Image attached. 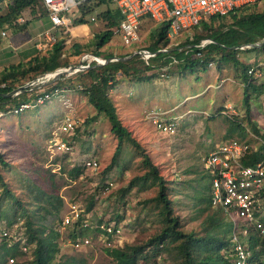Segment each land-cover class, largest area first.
I'll list each match as a JSON object with an SVG mask.
<instances>
[{"label": "rangeland", "instance_id": "rangeland-1", "mask_svg": "<svg viewBox=\"0 0 264 264\" xmlns=\"http://www.w3.org/2000/svg\"><path fill=\"white\" fill-rule=\"evenodd\" d=\"M263 4L262 2L259 8H263ZM106 10V7L99 8L92 15L98 16ZM67 17L75 18L73 14ZM223 19L231 20L228 17ZM142 27L140 45L125 47L117 37L101 45L95 35L104 32L105 28L104 22L98 20L90 25L92 33L89 37L81 41L73 40L74 43L79 42L82 45V54L73 55V43H69L65 47L64 55L71 67L80 66L83 56L97 52L102 54V59L110 55L114 58H125L137 52L140 47L147 48L156 43V33H152L160 25L150 22ZM2 29L0 26V39L7 44L15 32L6 29L8 37L3 38ZM202 31L203 26L199 25L180 35H174L166 50L174 51L178 45L190 43L192 36ZM72 33L74 36H81L87 33V29L76 28ZM239 59L250 69L257 68L264 73V51L242 52ZM94 64L98 65H92ZM161 65L160 60L155 62L156 71L152 81H120L115 84L111 89V97L123 125L146 149L165 180L169 182L175 213L180 217L182 230L201 234L202 223L209 214L217 211L214 208L209 213L204 212L207 204L199 202L200 196L206 195L202 193L203 188L209 184L204 160L226 140H247L254 149L261 146L264 136V75L254 79L257 93L251 89L248 106L245 99L246 85L234 66H223L219 69L216 63L214 68L205 71L195 68L193 71L184 72L175 64L165 73ZM2 72L0 68V75ZM28 81L20 80L17 84L25 86L30 83ZM82 82L79 73L72 76L66 74L58 82L60 89L69 91L67 98L80 121L76 134L65 137L73 143L74 154L65 158L55 157L53 166L50 164L52 159L48 153V141L67 112L63 104L54 98L39 109L30 110L21 116L7 115L0 120V154L9 164V167H1V174L10 190L28 207L31 214L46 215V205L33 199L31 181L32 185L55 193L64 200L62 208L49 209L50 215H47L46 221L51 227L62 230L59 239L62 261L74 259L76 264H111L107 249L96 239L98 232L95 228L115 226L120 229L121 237L113 240L119 249L147 243L161 229L159 208L150 203L157 195V189L142 191L136 188L127 191L130 182L144 173L139 155L128 143L124 145L117 164L108 170L118 141L111 132L108 119L102 115L97 116L85 93L79 89ZM43 86L46 84L35 89L41 87L40 89L48 90L47 86ZM154 113H159L162 119L172 120L176 124V132L161 133L151 119ZM95 116L97 119L92 122L91 119ZM254 124L260 132L259 135L253 130ZM262 148L264 151V147ZM90 159H97L100 169L93 172L83 168L80 177L71 180L68 172L73 169L72 165L81 166ZM54 165L61 166V170ZM108 182L114 184L109 191L106 190ZM72 203L80 205L84 211V222L91 226L82 232L84 238H93L92 246L80 251L72 247L73 240L70 239L74 230L80 229L76 226L62 228V222ZM21 218L14 201L5 195L0 184V247L5 244L10 252H20L15 257L14 264H30L33 257L31 250L24 254L19 245L9 248L8 242L2 238L4 232L17 240L25 238L26 230ZM227 238H230V234ZM11 258L9 256L4 264H11ZM156 259L160 264H180L175 250L170 253L163 250Z\"/></svg>", "mask_w": 264, "mask_h": 264}, {"label": "trees", "instance_id": "trees-1", "mask_svg": "<svg viewBox=\"0 0 264 264\" xmlns=\"http://www.w3.org/2000/svg\"><path fill=\"white\" fill-rule=\"evenodd\" d=\"M253 3L247 5L240 10L231 13L228 19L224 20L223 17L213 16L206 18L200 25L203 26L201 33L195 34L191 38L190 43L179 45L177 47L193 46L200 43L202 40L210 39L214 43L205 48L203 51L204 62L195 58L196 54L200 51L195 49L190 54H179L176 56L177 66L184 72L193 71L195 68L207 70L208 64L211 61L218 63L219 69L223 66H234L240 72V77L246 85L245 99L246 104H249V97L251 89L256 92L257 88L254 84V79L248 76L249 67L240 61L239 55L242 52L250 51H264L259 48H249L241 50L243 46L254 45L264 41V4L263 8H259L261 3ZM105 5L107 10L99 14L98 20L104 22V32L96 34L97 42L104 45L113 39V30L119 25L122 20L121 14L118 10L112 8L110 0H100L97 4L83 9V18L75 23V27L85 25L88 23L87 18L94 14L97 9ZM25 12L30 13L31 19L37 20L46 14L41 0H12L8 5V12L3 22H13ZM151 21L146 18L144 24ZM218 22V23H217ZM143 29V27H142ZM169 27L164 24L155 30L152 34L156 33L157 41L151 44L147 49L151 52H156L157 57L151 65H147L145 61L137 58H132L124 64L118 65L109 63L105 67L93 66L92 68L79 73L83 82L81 87L87 96L89 104L94 108L97 116H105L110 125L111 132L116 136L118 145L111 165L108 170H111L117 164V161L124 151V145L130 144L139 155L144 173L135 177L129 184L127 191H132L140 188L146 191L150 188L157 189V195L150 200V203L156 204L159 208V217L161 221V229L153 236L147 243L141 246H132L125 249H108L107 255L111 258V264H141L157 258L164 250L170 253L175 250L179 255L180 264H231L227 259L228 252L231 249L230 238L227 236L232 231L231 223L223 218V214L217 209L215 213L209 214L206 220L202 223V233L190 232L186 233L182 230L180 217L175 213V204L171 198V187L169 182L165 180L157 165L154 164L151 157L141 143L133 136V133L126 128L117 111V107L111 97V89L115 84L120 81H128L132 83H147L152 81L155 77L153 74L156 70L155 62L161 61L166 55L160 53L168 49L171 40L168 38ZM70 36L62 38L53 47L48 56H39L30 60L28 63H19L11 65L6 68L0 75V112L9 111L21 103L29 101L31 92L27 91L18 97H9L7 95L18 90L24 84L18 85L20 80L28 79V82L36 80L39 77H44L59 69H67L70 66L64 50L66 43ZM73 55L80 56L82 54V45L73 43ZM99 49V48H98ZM171 54H176L175 49L170 50ZM96 57L102 56L100 52L93 54ZM110 57L114 58L110 55ZM117 57V56H115ZM124 59V58H120ZM172 61H167L161 68H166ZM59 83L48 85V90L58 87ZM4 86V87H3ZM257 93V92H256ZM261 93H259L260 95ZM249 106V105H248ZM250 111V110H249ZM97 116L91 119L95 122ZM253 130L258 135L260 134L256 125H253ZM263 148H261V152ZM261 152L254 153L252 159L246 161L247 165L253 164L261 157ZM1 167H9L3 155L0 154V184L7 197L15 203L17 213L21 215L24 220V228L28 238V244L32 246V261L30 264H76L74 259L69 261H62L59 239L61 233L58 229L53 228L47 221V215H50L49 209L58 210L64 206V200L55 193H49L39 186H35L32 181L30 182L31 191L33 192V199L37 203L45 206V214L38 216L31 214L28 207L10 190L9 184L5 182L1 174ZM82 167H75L68 172L71 180L80 177ZM211 179L209 177V184L206 185L202 193L206 195L200 196V204H207L204 212L214 209L211 202ZM78 228V226H77ZM75 229L70 239L73 241L84 238L83 229ZM95 231L100 232V229ZM259 244L262 248L257 254L261 260L259 264H264V243L256 239L252 243V249L257 250ZM20 252H10L6 245L0 247V264L7 262L8 257H17ZM221 255V257H220ZM154 260V259H153ZM141 262V263H140Z\"/></svg>", "mask_w": 264, "mask_h": 264}, {"label": "built area", "instance_id": "built-area-1", "mask_svg": "<svg viewBox=\"0 0 264 264\" xmlns=\"http://www.w3.org/2000/svg\"><path fill=\"white\" fill-rule=\"evenodd\" d=\"M47 12L51 23V28L47 30L42 38L46 40V45L53 48L59 40L61 34L67 35L75 28V23L83 18V9L97 4L100 0H41ZM112 5L119 11L122 20L113 30V36L121 40V43L127 47L132 44L140 45L141 29L144 20L148 18L152 23L169 27L168 38L172 40L174 35H180L182 32L191 30L199 26L206 18L213 16L227 17L231 13L241 8L258 3L263 0H110ZM73 14L75 18H69L67 15ZM89 24H95L98 17L90 15L87 18ZM27 18L21 16L16 21L17 26H24ZM82 26V25H80ZM3 36L6 33L3 32ZM214 42L210 39L202 40L193 46L177 47L176 54L171 51L163 50L160 53L166 56L162 58V65L167 61H172L166 68H162L165 73L169 72L172 65L177 64L176 56L179 54H190L195 49L200 50L195 58L204 62V50ZM263 43V42H262ZM262 43L257 45L261 46ZM179 46V45H178ZM241 50L249 49L243 46ZM260 49V48H259ZM157 53L151 52L147 48L140 47L137 52L129 54L128 59L137 58L151 65L156 59ZM93 66L105 67L111 63L106 58L98 59L94 55H85L81 59L82 65H87V69ZM161 65V67H162ZM92 66V67H93ZM216 62L211 61L209 68H214ZM264 75L257 68H251L248 76L251 79H257ZM166 75H162L165 77ZM49 85V84H48ZM46 85V86H48ZM43 86V87H46ZM4 87V86H3ZM41 88V87H40ZM33 88L30 100L12 107L9 111L0 112V120L7 115L21 116L30 110H36L45 106L52 99L57 98L66 109L58 128L52 133L48 141V153L52 159L55 157H67L74 154L73 143L66 140L67 136H74L80 126V121L76 116L71 101L67 98L69 91L56 87L51 90ZM82 91L83 88L79 86ZM17 93L14 97H18ZM159 113L151 115L156 128L165 134H174L176 124L170 119H162ZM264 135V125H263ZM264 147V136L259 149ZM253 146L247 140H226L222 142L214 151H212L204 160V170L211 179V202L212 206L220 210L223 216L231 223L232 231L230 235L231 249L228 252L227 259L231 264H259L261 260L257 254L262 248L259 244L256 251L252 249L254 240L259 239L264 243V151L261 157L251 165L245 162L252 159ZM258 151V149H256ZM59 162V161H58ZM53 166V165H52ZM61 170V166L54 165ZM82 167L97 172L100 169V162L97 159H90ZM114 187L113 182L106 184V190ZM84 211L77 203L69 205V213L62 222V228L77 227L81 229L91 228L84 222ZM100 229L96 236L97 241L104 244L108 249H119L114 243L115 238L121 237V230L115 226H98ZM60 233L62 230H58ZM2 238L8 242L9 248L19 245L22 253L27 254L33 248L28 244V238L17 240L4 232ZM93 238H79L71 244L76 251L92 246ZM264 262V259H263ZM10 263H15V258L10 259ZM141 264H160L157 259L150 260Z\"/></svg>", "mask_w": 264, "mask_h": 264}, {"label": "crops", "instance_id": "crops-1", "mask_svg": "<svg viewBox=\"0 0 264 264\" xmlns=\"http://www.w3.org/2000/svg\"><path fill=\"white\" fill-rule=\"evenodd\" d=\"M11 2L12 0H0V26L3 28L1 37L3 38L8 37V34L5 32L6 29H12L15 32L14 36L10 39V41L7 44H4L3 40L0 39V68H1V71H4L6 67L8 68L11 65H16L19 63H28L30 60H32L35 57L48 56V54L53 49V48L51 49L47 47L46 40L42 38V35L51 28V23L47 16V12L44 15V17L37 19V20L31 19L30 13L25 12L24 14L21 15L27 18V23L24 26H17L15 24L17 20L11 23L3 22L1 18H4L6 16L8 12V5ZM103 7H106V6L103 5L100 8H103ZM112 8L116 9L113 5H112ZM90 25L91 24L82 25V26H77L74 28V29L86 28L87 33L84 35L74 36L72 33L73 30L71 31L70 34L65 35V37H67L68 35L70 36L66 45L69 43L70 44L74 43L73 42L74 39L81 41V39H85L89 37V35L92 33V29L90 28ZM3 32L6 33V36H3ZM62 38H63V34H61V36L59 37V40H61ZM63 57H65V55H63ZM253 150H254L253 153L259 154L261 152V149L259 148H258V151L256 149H253Z\"/></svg>", "mask_w": 264, "mask_h": 264}, {"label": "water", "instance_id": "water-1", "mask_svg": "<svg viewBox=\"0 0 264 264\" xmlns=\"http://www.w3.org/2000/svg\"><path fill=\"white\" fill-rule=\"evenodd\" d=\"M263 46H264V41L261 44V46H259L257 44L248 45L249 48H262ZM97 58L98 59H102V56L97 57ZM106 59L109 60L111 63L118 64V65L124 64L127 61H129L128 57H126L124 59L107 57ZM92 66L93 65H91V67H89V68H92ZM87 68H88L87 65L80 64V66L71 67L68 70L59 69V70H57V71H55V72H53L51 74H48V75H46L44 77H39L36 80H33L30 83L26 84L25 86H22L18 90H16V91L12 92L11 94L7 95V98L14 97L17 93H19V94L25 93V92L29 91L30 89H33V88L38 87L40 85L57 84L59 81H61V79H62V77L64 75L69 74V75L72 76L74 74H78V73L84 72ZM51 81H53V82L51 83Z\"/></svg>", "mask_w": 264, "mask_h": 264}]
</instances>
